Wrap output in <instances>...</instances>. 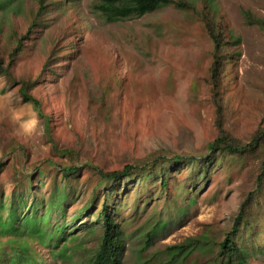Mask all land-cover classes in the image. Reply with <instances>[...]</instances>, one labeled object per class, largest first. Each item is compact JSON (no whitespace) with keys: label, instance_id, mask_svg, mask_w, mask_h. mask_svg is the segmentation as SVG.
Here are the masks:
<instances>
[{"label":"rangeland","instance_id":"obj_1","mask_svg":"<svg viewBox=\"0 0 264 264\" xmlns=\"http://www.w3.org/2000/svg\"><path fill=\"white\" fill-rule=\"evenodd\" d=\"M190 1L198 8L204 3ZM45 2L36 16L38 0H0L5 61L36 20L14 56V79L0 74V216L8 231L0 232L6 253L0 263L85 264L100 240L96 215L106 191L86 164L111 170L179 154L181 161L163 165L167 188L160 185L159 163L106 183L108 207L124 237L121 264H163L166 246L191 236L206 241L167 264H211L215 242L253 189L264 153H218L206 173L196 171L218 133L208 82L211 41L202 22L172 4L106 20L98 0ZM208 2L237 39L221 72L222 124L247 142L264 128V30L247 23L242 10L264 18V0ZM23 79H35L30 92L41 100L49 130L22 99ZM71 163L82 171L63 183L54 166ZM35 166L43 170L32 175L29 190L24 182ZM53 182L67 194L57 203ZM248 214L239 242L249 264H264V186Z\"/></svg>","mask_w":264,"mask_h":264},{"label":"trees","instance_id":"obj_2","mask_svg":"<svg viewBox=\"0 0 264 264\" xmlns=\"http://www.w3.org/2000/svg\"><path fill=\"white\" fill-rule=\"evenodd\" d=\"M164 4H172L175 7L190 10V12L202 22L207 36L211 41V61L209 65L208 82L210 84V97L215 106L216 126L218 133L215 138L207 145L209 151L208 154L202 156L198 160L195 157L193 158V160H197L196 171H198V173L200 172V174L206 173L208 170V165L215 161V157L218 153L244 155L247 153H253L258 149H262L264 153V128H258L250 140L244 142L235 138L223 127L222 104L220 97L221 72L225 62L233 54L228 50V48L230 46H234L237 42V39L232 34L223 15L219 13L218 10L208 2V0H204V3L200 8L195 6V4H193V2L190 0H98V2L95 4V7L104 19L117 20L131 16L142 15L143 13L152 11ZM45 7V0H38L36 16L40 15L44 11ZM242 13L247 23L256 24L264 30L263 17L254 14L249 9H243ZM35 21V19L31 20L26 30L17 37L15 45L8 52V58L6 61L0 53V74L4 75L6 78L11 80L14 79L11 72V65L13 63L14 56L19 51L23 40L29 37L31 34L35 25ZM50 59L47 58L45 60L43 68L47 67V65L50 63ZM34 81L35 79L21 80L18 90L22 99L30 101L37 110L38 114L44 118V121L46 122V128L49 130V117L42 110L41 100L30 92L31 85L34 83ZM53 149L57 152L60 151V149L57 148L55 144H53ZM182 159L183 156L179 154H174L170 157L159 156L154 161L143 164L142 166L126 163L121 168L111 170H104L99 166H94L93 164L88 163L86 164L95 168V172L98 173L100 178L98 184L106 187V191L103 194L99 211L96 215V219L101 222L99 227L100 240L97 247L93 250L90 258L85 264H121V253L124 246V237L121 233L120 223L114 217V214L108 207V189H110V187L108 188V184L106 183L120 182L126 177L135 175L139 176L144 172L152 171L155 168L156 163H159L158 171L161 174L160 185L162 188H167L168 179L165 175V167L163 168V165L177 163ZM260 163V169L256 175L253 189L245 194L244 198L239 204L236 214L233 217L232 224L223 232L222 238L215 242V252L213 254V262L211 264H249L246 256L247 250L242 246L243 244L239 242V233L244 229V226H248V211L254 199L264 186V157L261 159ZM82 167L83 166L81 165H76L73 163L54 166L55 170L59 173V178H57L60 181H63V183L68 184H70L71 178L77 177V175L82 171ZM42 170L43 169H40L39 166H35L34 172L29 173L30 176H28L26 182H24V185H27L29 190L35 188L32 182V175L34 173H41ZM54 181L56 182V177L54 178ZM15 185H18V187L23 186L21 183ZM53 185L54 186L51 194L52 196L55 194L57 203V201H60L61 198H65L67 194L59 191L61 188L57 183L53 182ZM10 197L12 198L13 196L11 195ZM8 206L10 209L9 202ZM11 206L14 207V203L11 204ZM3 220H6V218L0 216V232L7 231L3 230L1 226V222ZM151 231L152 230H150V232ZM205 241L206 240L202 239L201 237L191 236L185 241L167 245L165 249L168 257L165 262L162 263L167 264L176 261L179 258H185L195 247L204 243ZM64 253L65 251L63 250L61 255H64ZM0 255L2 258L0 262H4L6 253L0 251ZM42 263L45 264L44 262ZM30 264H37V262H32Z\"/></svg>","mask_w":264,"mask_h":264}]
</instances>
